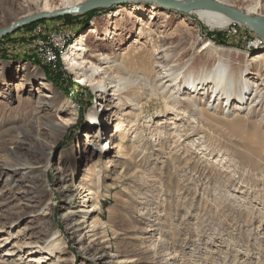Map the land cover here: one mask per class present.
<instances>
[{
    "label": "rangeland",
    "instance_id": "1",
    "mask_svg": "<svg viewBox=\"0 0 264 264\" xmlns=\"http://www.w3.org/2000/svg\"><path fill=\"white\" fill-rule=\"evenodd\" d=\"M86 1L40 0V6ZM222 1L264 19V0ZM140 2L44 19L0 38L1 67L27 63L42 74L33 80L21 76L22 90L17 91L11 80L10 89L0 86V264H264V106L254 114L245 107L229 110L221 101L213 107L208 90L197 89L194 99L200 101L201 110L195 115L181 100L187 92L179 86L181 74L177 88L164 89L165 82L154 93L140 88L136 80L148 71L151 54L161 44V32L152 27L154 23L160 29L166 24V32L175 33L179 65L188 60L191 65L195 60L196 65L204 62L198 49L207 40L229 49L232 62L264 51V40L244 25L210 29L194 14L165 8L151 24L147 12L142 16L125 10ZM27 9L24 0H0V28L20 19ZM182 18L195 33L179 23ZM141 23H150L152 33ZM37 24L46 33L69 34L71 43L94 26L82 60L102 67L105 58L115 59L114 72L122 78L123 87L109 96L114 104L104 112L106 126L98 125L107 129L102 142H108L101 150H93L94 128L86 126L91 108L102 101V87L97 86L101 75L90 83L78 82L66 69L64 53L55 67L44 64L33 52L38 37L28 35ZM62 50L66 52V45ZM42 81L60 99L51 119L42 116L38 141L32 127L33 109L42 113L50 109V104L37 107L34 100ZM162 90L164 96L181 102L168 105L167 97L157 94ZM64 99L71 108H62ZM135 102L142 105L141 110L133 109ZM60 120L67 124L56 126L59 134H54L49 125ZM40 141L50 149L40 153ZM71 147L77 169L66 160L57 169L62 153ZM14 152L27 156L28 162L38 158L39 164L46 159L48 163L33 165L28 173L26 167L6 164ZM110 158L114 164L107 171ZM76 185L92 199L88 221L96 222L94 231L84 228L87 219L78 221L83 207L74 195ZM52 232L57 238L50 245ZM38 243L44 251L33 252Z\"/></svg>",
    "mask_w": 264,
    "mask_h": 264
},
{
    "label": "bare ground",
    "instance_id": "2",
    "mask_svg": "<svg viewBox=\"0 0 264 264\" xmlns=\"http://www.w3.org/2000/svg\"><path fill=\"white\" fill-rule=\"evenodd\" d=\"M24 1L27 3L28 9L20 15L21 18L30 16L33 13L35 14V13H40L43 11L53 12V11H58L61 9H67L70 7L80 6V4L79 5L63 4V5H58L56 7L48 8L45 6H40V0H24ZM176 1L182 2L184 0H176ZM216 1L224 5H227L226 2L222 0H216ZM149 4L150 5H148V2H140V5L133 4V5H130V8H126L125 10H129L128 13H131V11H133L132 12L133 14H136V15L140 14L142 16L144 14L146 15V12H147L150 16L149 18L152 20L151 22L152 24L154 23L153 21L156 20V16H158L159 14L163 15L162 12L164 11V8L160 7L158 4H155V3H149ZM239 10L242 11L241 9ZM242 12L248 16H251L249 15L248 12H244V11ZM181 13L183 15L194 14L198 18V20L203 22V24L209 27L210 29L225 28V27L230 26L233 23H237L240 26L244 25L240 21L233 20L232 18L225 15L224 13L216 12V11H212L208 9H194V10H189L186 12L180 11V14ZM113 15H117V13H113L112 16ZM251 17H253L257 22H259L260 24L264 26V19H261L259 17L256 18L254 16H251ZM181 20L182 21H180L179 23H182L183 25L190 27V29L195 33V29L189 26L190 23L187 21V19L182 18ZM151 24L141 23V26L143 29H146V32L148 31L152 33V30H151L152 28L149 27ZM161 26H164V28L167 27L166 24L161 25ZM152 27H154L157 30H160L159 32H161V34H158V38L161 44L151 54L152 58H151V63L149 64L150 67L148 71L146 73L141 72L140 76L136 77V80L140 81V88L144 87L146 92L152 91L154 93V89H156V86H160V85L162 86L165 84V82H167V85L165 86L164 89H167L168 87L177 88V84H178L177 77L178 75L181 74L184 78L182 77L180 79L179 86L183 87V89H187V92L184 93L185 95L183 96L181 100L182 102L186 104V106L192 108V111H190L192 114H195V112H200L201 110L198 108L200 101L194 99L195 97L194 94L197 89L199 90L198 92H202V93L205 92V90H208L210 94L209 101L214 102L213 107L214 105L217 106L218 102L221 101L222 104L225 103L224 107L225 108L228 107L229 110L242 109L245 107V109H248V111H250L251 114H254L258 111L259 108L264 106V51H261L260 53L255 54L249 60H243V62H232L231 57L229 55V52L231 51L229 49H226L224 47H221L215 44L212 40H207L198 49V51L201 52L202 55L205 56L206 61L204 60V62L202 63L199 61V65H196L195 64L196 60H195L192 62V64L194 65H191L190 64L191 62H188L189 61L188 60L184 62L183 65H179L180 57L178 56L179 54L177 53L176 48H175L176 42L173 40L175 37V33H173V31L166 32V29L164 28L160 29L159 28L160 26L156 25L155 23L152 25ZM95 31H96L95 27L91 26L88 31H82L79 35H77L74 42L70 44V46L67 48L66 52L64 53L63 59L67 67L66 69L70 70L69 72L73 73L74 75L73 77L78 82L90 83L92 79L95 78L98 74L101 75V81L98 82L99 85L97 86L102 87V89L100 90L101 91L100 97L102 101H101V104H97L96 108L95 107L91 108L90 112L87 115V123H86V126L88 129L94 128L93 132L91 133L92 134L95 133L94 135L90 136L92 137L91 139L93 142L91 140H89L88 142L91 141V143H93L92 144L94 147L93 150H101L102 146L108 142V140L105 142H102V136L103 134L106 133L107 129L104 127L99 129L98 125L106 123L105 122L106 119L105 121L103 119L104 112L106 111L107 113L111 111L113 108L112 107V104H114L112 102L113 98L110 99L109 97L110 94L112 96L114 94L117 95L115 92L117 91L120 92L123 86L121 85L122 78H120L114 72V68L116 66V64L114 63L115 59L110 60L108 58H105V59L102 58L105 60V62H102L103 63L102 67L94 66L93 64L86 61L85 59L82 60L83 52L85 51L84 44H85L86 38L89 33H95ZM195 40L197 41L196 37H195ZM11 71H14L15 74L14 73L11 74ZM178 71H181V72H178ZM23 75H25L26 78L28 79L32 78V80L38 77L39 79H41L42 77V74L39 72L38 68L34 66H30L27 63L20 64L14 67L11 64H9V65H5L2 67L0 66V86L2 87V86L8 85L9 88L8 87L7 88L10 89L11 84L9 82L11 80L13 83L16 82L17 91L22 90L24 88V83H23V79H21V76ZM169 77H171V79H169ZM188 90H192V91H188ZM36 92H37V95L34 96V100L37 103L36 105L37 107L41 108V107L46 106V104H50V109L48 111H45V113L44 112L42 113L41 109L40 110L35 109V108L33 109L32 127L37 133L36 140L39 141L41 139L40 133L42 130V124L44 122V121L43 122L41 121L42 116H44L45 114L47 115L48 118L50 119L52 118L54 107L59 102L58 100L60 99V97H59L58 92L52 89L51 85L45 81H42V83H40L39 90H36ZM157 94L164 96V90L159 91ZM118 95H120V93H118ZM166 97H167V100H166ZM164 98H165L164 100L168 102V105L176 106L177 102H181L179 100H174V98H172L171 95L164 96ZM62 106H63L62 107L63 109L69 108V107L71 108L72 104L69 101L64 99ZM98 106L102 107V110H103L101 112L102 116H100L99 114L100 108ZM141 106L142 105L138 104V102L133 103V109L141 110ZM129 114H130L129 111L125 113L126 116H129ZM262 121L264 122V113L262 115ZM52 123L53 124L50 123L49 125L50 127H52L51 129H53L52 132L54 134H59V131L55 127L58 126L59 128H65L67 124V120H60L57 123H54V122ZM103 126H106V125L104 124ZM55 129L56 131H54ZM37 146L39 147L38 151L40 153H44L45 149H50V146L48 145L47 142L45 143V142L40 141L37 144ZM74 152H75V149L74 148L72 149V147L69 148L68 150H65L64 154L62 153V156L59 159L60 161H59V166L57 169L59 170L62 169V165H63L62 163L65 160L67 163L75 162ZM27 158H28L27 156L25 157L17 152L10 153L8 159L6 160V164L12 167L22 166L24 169L27 168V172L30 173L32 169L34 168L33 165H36V166L41 165V166L46 167L45 163L46 164L48 163V159H46L45 160L46 162H43V164H39L40 161L38 160V158L34 157L35 158L34 163L28 162ZM74 164L75 163H72V166L74 167V170H76L77 167H76V164L75 165ZM113 164H114L113 158H110L109 165L107 163V165L105 166V169L107 168L106 169L107 171L112 170L111 166ZM79 188H81V186L79 187L78 185H76L74 187V189H76L75 194L74 193L73 194L79 197L80 201L82 202L83 208L80 209V211L83 212L82 219L78 221L83 223V222H87L89 218H91L90 212L93 211V207L92 205L89 204V202H91L92 199H90V196H88V193H85ZM85 219H87V221H85ZM95 223L96 222L92 220L89 223H87V225H83V226L84 228H88L86 230L87 232L94 231L97 227V224ZM92 235H95V234H92ZM55 238H57V233L52 232L49 238V240L51 241L50 245L54 244L52 243V241H54ZM49 240L47 241L49 242ZM40 244L42 243H38L36 247L33 246L34 248L33 247H32L33 249L31 248L32 251L33 252L44 251L42 248L44 245L42 246Z\"/></svg>",
    "mask_w": 264,
    "mask_h": 264
},
{
    "label": "water",
    "instance_id": "3",
    "mask_svg": "<svg viewBox=\"0 0 264 264\" xmlns=\"http://www.w3.org/2000/svg\"><path fill=\"white\" fill-rule=\"evenodd\" d=\"M132 0H90L85 4L77 7H70L67 9H61L58 11H43L40 13H35L30 16L20 18L19 20L12 21L6 27L0 28V38L4 37L8 33H11L25 25H29L33 22L41 21L44 19L60 17L64 15H70L74 13H83L90 11L94 8L109 6L114 4H122ZM143 2H150L158 4L160 7L174 11H189L194 9H208L216 12L224 13L233 20L240 21L255 34L264 40V26L257 22L253 17L244 14L242 11L236 7H231L224 5L216 0H184L182 2L176 0H139Z\"/></svg>",
    "mask_w": 264,
    "mask_h": 264
},
{
    "label": "built area",
    "instance_id": "4",
    "mask_svg": "<svg viewBox=\"0 0 264 264\" xmlns=\"http://www.w3.org/2000/svg\"><path fill=\"white\" fill-rule=\"evenodd\" d=\"M28 35L38 37L37 40H34L35 50L33 52L44 64L51 67H55L58 57H62L65 53L62 50L63 47L66 45L68 48L71 43L69 34L65 37L61 31H47L46 33L43 26L39 24L32 26L28 31Z\"/></svg>",
    "mask_w": 264,
    "mask_h": 264
},
{
    "label": "trees",
    "instance_id": "5",
    "mask_svg": "<svg viewBox=\"0 0 264 264\" xmlns=\"http://www.w3.org/2000/svg\"><path fill=\"white\" fill-rule=\"evenodd\" d=\"M66 16V15H65ZM68 16V15H67ZM28 26V25H27Z\"/></svg>",
    "mask_w": 264,
    "mask_h": 264
}]
</instances>
